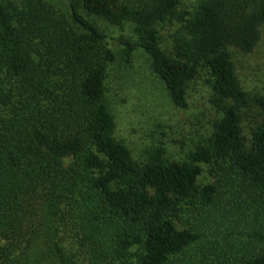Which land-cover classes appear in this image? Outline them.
I'll list each match as a JSON object with an SVG mask.
<instances>
[{"label": "trees", "instance_id": "1", "mask_svg": "<svg viewBox=\"0 0 264 264\" xmlns=\"http://www.w3.org/2000/svg\"><path fill=\"white\" fill-rule=\"evenodd\" d=\"M182 1L69 0L68 18L0 0V264H264V96L241 89L230 53L256 47L264 0H203L193 15L178 13ZM94 18L132 24L133 37ZM173 20L166 52L158 26ZM114 43L126 61L147 56L179 109L208 72L219 118L188 161L159 148L138 165L115 139ZM200 165L212 183H197Z\"/></svg>", "mask_w": 264, "mask_h": 264}, {"label": "rangeland", "instance_id": "2", "mask_svg": "<svg viewBox=\"0 0 264 264\" xmlns=\"http://www.w3.org/2000/svg\"><path fill=\"white\" fill-rule=\"evenodd\" d=\"M12 11L28 3L46 2L69 18V0H1ZM203 0H184L178 13L193 15ZM94 20L109 36L126 35L133 37L132 24L117 27L101 19ZM180 27L176 20L158 26L161 48L169 52L171 35ZM260 39L251 53H242L230 48L231 61L240 82L241 89L251 97L264 96V24ZM116 59L108 69L107 93L115 122V139L127 147L134 162L145 164L156 149L163 151L166 161L186 162L194 147L206 144L212 133L213 124L219 113L210 105L211 89L206 84L208 72L200 68L194 80L186 87L184 109L176 108L164 88L163 82L150 68L146 55L137 53L126 61L121 48L115 43ZM259 112L251 109L244 112L243 134L248 138L251 128L258 120ZM202 172L197 178L199 185L212 183L208 167L200 165ZM187 207V206H185ZM185 218L193 221L190 213ZM178 227L181 226L178 224ZM205 235L210 231L204 229Z\"/></svg>", "mask_w": 264, "mask_h": 264}]
</instances>
